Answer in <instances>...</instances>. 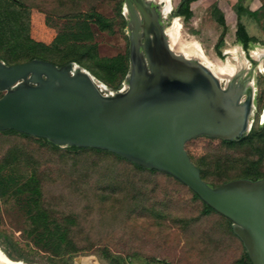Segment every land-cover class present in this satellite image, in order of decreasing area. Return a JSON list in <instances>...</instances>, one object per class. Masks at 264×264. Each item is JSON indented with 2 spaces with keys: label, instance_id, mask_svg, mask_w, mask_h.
<instances>
[{
  "label": "water",
  "instance_id": "1",
  "mask_svg": "<svg viewBox=\"0 0 264 264\" xmlns=\"http://www.w3.org/2000/svg\"><path fill=\"white\" fill-rule=\"evenodd\" d=\"M160 4L124 0L129 69L117 91L75 62L0 60V131L106 150L173 177L231 222L251 264H264V178L211 186L185 148L201 136H246L255 109L252 83L238 85L239 72L221 85L202 61L174 52L159 21ZM0 264L6 263L0 258Z\"/></svg>",
  "mask_w": 264,
  "mask_h": 264
},
{
  "label": "rangeland",
  "instance_id": "2",
  "mask_svg": "<svg viewBox=\"0 0 264 264\" xmlns=\"http://www.w3.org/2000/svg\"><path fill=\"white\" fill-rule=\"evenodd\" d=\"M121 1L123 7L124 0ZM216 1H193L190 4L192 16L188 20L172 15L180 0L158 1L161 2L159 6L163 5V15L159 16V20L166 27L176 20L181 39L198 44L209 62L218 61L222 66L225 63H242L239 72L243 75L240 80L246 78L253 89L255 109L249 116L252 126L258 114L257 106L264 108V54L261 53L264 49V30L247 15L228 17L224 26L219 25L212 17V7ZM237 1L229 0L232 5ZM116 2L86 0L82 4L85 10L95 8L106 17H112ZM150 3L155 6L152 1ZM242 4L255 10L264 5V0H242ZM57 8L58 0H0V54L23 50L25 36L29 34L34 42L47 46V56L54 59L56 35L85 32L84 21L53 16L52 12ZM123 17L126 20L125 28L112 35L100 31L95 25H88L97 49L99 46L108 49L106 53L98 50L100 55L112 56L125 51L130 30L128 20ZM238 23L244 26L249 37L255 39L246 47L236 38ZM237 51L242 52L241 57H238ZM252 52L259 54L253 57ZM245 63L247 65L243 67ZM231 76L234 75L222 72L221 85ZM257 122L259 125L264 123L260 121L259 114ZM217 143L218 138L201 136L188 141L185 148L196 160L213 152ZM11 146L33 152L43 171L44 193L60 211L74 212L80 216L79 237L82 243L89 240L93 248L60 258L36 247L26 238L30 203L25 196L9 195L13 181L22 180L30 172L27 162L20 160L12 169L0 172V248L10 259L27 264H112L103 256L107 251L118 260V264H233L239 256V242L231 237H222L221 231H218L220 218L214 214L201 216V204L193 199L187 187L164 173L134 174L135 180L142 181L139 184L144 189L145 200L139 209L123 210L119 199L121 193H108L105 199L81 183V177L77 181L79 183L71 182L75 174L82 176L86 169L81 168L80 164L73 166L63 149L54 151L18 135L0 133V159ZM85 157L92 158L98 165L88 180V184L93 186L94 180L101 174L111 176L110 172L114 171L121 174L122 179L129 171L116 164L110 171L106 169L109 164L113 165L110 159H98L92 155ZM260 171L264 173V163Z\"/></svg>",
  "mask_w": 264,
  "mask_h": 264
},
{
  "label": "trees",
  "instance_id": "3",
  "mask_svg": "<svg viewBox=\"0 0 264 264\" xmlns=\"http://www.w3.org/2000/svg\"><path fill=\"white\" fill-rule=\"evenodd\" d=\"M83 1L86 0H58V8L52 12V15L60 19L84 21L83 28L85 32L56 35L54 37L56 42L53 46L56 50V57L54 59L47 56V46L34 42L29 37V34H26L23 50L20 52L11 51L12 54L10 51L0 54V60L4 61L7 65L25 62L34 58L50 61L57 66L75 62L88 70L109 89L113 91L119 90L122 83L126 80L129 69L128 46L123 53H118L114 56H101L98 53L96 42L92 41L91 34L87 28L88 25H95L100 31L111 35L122 31L126 26V20L121 13L122 1L117 0L114 6V16L112 17H106L95 8L85 10L82 4ZM193 1L195 0H180L177 9L172 15L182 16L186 20L190 19L192 16L190 4ZM243 15L253 18L264 30V5H261L258 9L250 10L243 6L242 0H238L233 5L229 0H217L212 7V17L222 26L225 25L228 17L235 16L239 18ZM235 35L244 47L249 42L255 41L254 38L248 36L241 23L237 24ZM262 108L260 105L257 106L258 114ZM258 114L248 134L243 138L239 140L218 139L213 152L207 153L196 160L187 151L192 162L199 168L201 178L206 183L211 186H217L238 178L250 180L264 178V173L260 171L264 163V123L262 125L258 124ZM0 133L21 136L54 151L63 149L65 155L72 160L73 166L76 167L80 164L81 168L86 169V173L82 176L78 174L77 177V174H75L71 182L77 184L79 183L77 181L81 177V183H85L84 185H88L89 188L91 187L93 193L105 199L108 197V193H121L119 199L123 210H128V208L130 211L134 208L139 209L145 200L144 189L139 184L142 181L140 179L135 180L134 174H163L157 170L147 169L132 163L106 150L75 146L61 148L45 139L36 138L10 129L0 131ZM236 153L239 155H235ZM86 154L98 159H110L113 165L109 164L106 167L110 171V168H114L115 164L129 171L124 174L125 177L123 176L124 178L122 179L120 177L121 174L114 171L110 172L111 176L101 174L94 180L93 184L95 186L92 184L91 186L88 184V180L98 165L92 158L85 157L87 156ZM20 160L27 162L30 172L22 180L18 182L13 181L9 195L13 197L25 196L30 203L31 211L28 215L27 227L25 229L26 238L36 247L46 249L60 258L91 251L93 244L89 240L82 243V238L78 234L81 226L80 216L74 212L60 211L57 205L44 193L42 185L43 171L40 169V164L36 161L33 152L23 147L11 146L0 159V172L12 169ZM237 166L239 168H236ZM163 175L183 185L173 177L167 174ZM187 189L191 192L193 199L201 204L200 215H216L220 218L217 226L218 231L222 233V237H231L239 242L240 253L233 264H251L241 240L232 231L231 222L205 204L196 193L189 188ZM103 256L109 259L112 264L119 263L107 251H105Z\"/></svg>",
  "mask_w": 264,
  "mask_h": 264
},
{
  "label": "bare ground",
  "instance_id": "4",
  "mask_svg": "<svg viewBox=\"0 0 264 264\" xmlns=\"http://www.w3.org/2000/svg\"><path fill=\"white\" fill-rule=\"evenodd\" d=\"M156 1H165V0H156ZM163 13V12H162ZM178 26L176 25V20H174L171 25L166 29V36L168 39V42L173 49L174 52L181 53L186 57H190L194 60L202 61V63L210 68V70L220 79V74L222 72H226L229 75H237L239 71L242 69V63L239 62L238 65H230L228 63H225L223 66L217 61L214 63L209 62L204 54L202 53L200 47L198 44L194 42H188L186 40H182L180 37ZM230 52V51H229ZM241 51H237L238 57H241ZM261 53L264 54V49L261 51ZM259 53L252 52L251 56L256 57ZM228 61V60H227ZM244 63V62H243ZM246 63L245 66L246 67ZM262 67H260L261 69ZM247 71V70H246ZM261 122H264V111L261 114ZM0 258L6 263V264H27L21 260H13L10 259L0 248ZM87 263V262H86ZM78 264H84V263H78ZM89 264V263H87Z\"/></svg>",
  "mask_w": 264,
  "mask_h": 264
},
{
  "label": "flooded vegetation",
  "instance_id": "5",
  "mask_svg": "<svg viewBox=\"0 0 264 264\" xmlns=\"http://www.w3.org/2000/svg\"><path fill=\"white\" fill-rule=\"evenodd\" d=\"M160 21V23H161V20H159ZM240 42V41H239ZM241 43V42H240ZM241 45L243 46V44L241 43ZM248 45V44H247ZM244 47V46H243ZM246 78H244V79H241V80H239L238 81V85H241L243 82H244V80H245ZM247 82H249V81H247ZM253 102H254V97H253ZM255 103V102H254ZM255 105V104H254ZM262 111V110H261ZM261 113V112H260ZM260 113H259V115H260Z\"/></svg>",
  "mask_w": 264,
  "mask_h": 264
},
{
  "label": "crops",
  "instance_id": "6",
  "mask_svg": "<svg viewBox=\"0 0 264 264\" xmlns=\"http://www.w3.org/2000/svg\"><path fill=\"white\" fill-rule=\"evenodd\" d=\"M97 50H99V51H104L105 53H106V51H108V49H106V48H103V49H101L100 48V46L98 47V49ZM123 53V52H122ZM118 54V53H117ZM100 55V54H99ZM106 55V54H105ZM105 55H101V56H105ZM116 55V54H115ZM112 56H114V55H112Z\"/></svg>",
  "mask_w": 264,
  "mask_h": 264
},
{
  "label": "built area",
  "instance_id": "7",
  "mask_svg": "<svg viewBox=\"0 0 264 264\" xmlns=\"http://www.w3.org/2000/svg\"><path fill=\"white\" fill-rule=\"evenodd\" d=\"M123 84H124V82L122 83V86L120 87V89L123 87Z\"/></svg>",
  "mask_w": 264,
  "mask_h": 264
}]
</instances>
